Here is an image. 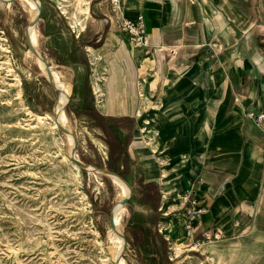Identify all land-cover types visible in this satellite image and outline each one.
<instances>
[{"label":"crops","instance_id":"crops-1","mask_svg":"<svg viewBox=\"0 0 264 264\" xmlns=\"http://www.w3.org/2000/svg\"><path fill=\"white\" fill-rule=\"evenodd\" d=\"M88 14L107 55L91 107L159 194L146 207L152 243L161 237L172 261L187 253L192 263L264 264V120L247 117L264 113V44L252 57L246 41L264 35V0H90ZM139 15L149 44L133 48L121 22ZM173 57L179 71L171 74ZM141 111L152 121L146 132ZM185 194L206 210L193 222L195 240L206 229L219 240L184 238Z\"/></svg>","mask_w":264,"mask_h":264},{"label":"rangeland","instance_id":"rangeland-1","mask_svg":"<svg viewBox=\"0 0 264 264\" xmlns=\"http://www.w3.org/2000/svg\"><path fill=\"white\" fill-rule=\"evenodd\" d=\"M36 3L42 12L31 26L38 8L35 15L30 0L0 2V264H195L187 253L170 260L161 237L153 245L146 226L155 218L146 207L154 206L159 194L152 184L143 185L142 172L129 155L121 156L114 128L109 135L99 129L103 123L91 107L92 84L97 80L104 87L107 66L95 21L89 14L79 16L81 26L73 27L77 0ZM29 28L36 52L62 84V93L49 84L40 59L28 49L24 32ZM250 37L247 50L253 57V47L264 44V35ZM249 70L254 71L249 66L244 72ZM63 95L65 102L57 106L55 100ZM56 106L77 139L76 158L115 176L78 172L70 163L73 147L54 121ZM149 115L141 111L143 132L152 124ZM158 142L159 135L153 148L160 154ZM117 176L127 182V196ZM124 198L129 201L121 204L122 210L116 207V228L127 238L125 252L124 243L118 250L122 241L109 226L110 212ZM153 249L159 252L154 257Z\"/></svg>","mask_w":264,"mask_h":264},{"label":"built area","instance_id":"built-area-1","mask_svg":"<svg viewBox=\"0 0 264 264\" xmlns=\"http://www.w3.org/2000/svg\"><path fill=\"white\" fill-rule=\"evenodd\" d=\"M112 5H119L120 0H110ZM121 28L123 32L127 35V41L133 48H143L148 46L149 41L147 39L144 18L139 15L135 21L122 20ZM247 117L259 123L264 120V113L248 112ZM188 207L186 209V218L182 223V232L185 239H194V227L193 222L203 213L206 212L205 208H196L197 202L191 199L190 194H185L183 197ZM221 234L217 230L206 229L200 233V237L195 241H214L219 240Z\"/></svg>","mask_w":264,"mask_h":264},{"label":"water","instance_id":"water-1","mask_svg":"<svg viewBox=\"0 0 264 264\" xmlns=\"http://www.w3.org/2000/svg\"><path fill=\"white\" fill-rule=\"evenodd\" d=\"M14 0H0V2L2 3H12ZM34 1H37V0H34ZM37 8H38V13L36 15V17L34 18V20L32 21L31 23V26H34L37 24V22L39 21V18H40V15H41V12H42V8L39 4H37ZM24 35H25V42H26V45L28 47V49L30 51H32L39 59L40 61L43 63L44 65V68L46 70V75H47V80L49 82V84L58 92V93H62V90L58 87H56L55 85V82H54V78H53V74H52V70L50 68V66L48 65V63L36 52V49L35 47L32 45L31 43V40H30V36H29V31L28 29L25 30L24 32ZM55 104L58 106V105H61L60 102H59V99H56L55 100ZM60 112L61 111H55L53 113V117H54V121L56 122V125L57 127L63 131L64 133L68 134V135H71L72 138H73V148L71 150V153H70V160L75 162L80 169H84V170H88L89 169V165H87L86 163L82 162L81 160H79L78 158H76V148H77V145H78V142H77V139L75 136H73V134L65 128V126H63L62 124H60L59 120H58V117L60 115ZM91 171H101L105 174H110V175H113L115 176L114 173L112 172H109L108 170L106 169H102V168H93ZM126 186H127V182L121 177V176H117ZM129 201V198H124L120 204H126L127 202ZM109 226L110 228L120 237L122 238V240L124 241V246H123V252L126 251L127 249V246H128V241H127V238L125 237V235L121 234L117 228H116V224L114 222V211H111L110 214H109Z\"/></svg>","mask_w":264,"mask_h":264},{"label":"bare ground","instance_id":"bare-ground-1","mask_svg":"<svg viewBox=\"0 0 264 264\" xmlns=\"http://www.w3.org/2000/svg\"><path fill=\"white\" fill-rule=\"evenodd\" d=\"M77 2H78V7H77V10H75L76 12H74V16L72 18L73 19L72 20L73 27L81 26V22H80L81 20H80L79 16L83 17V19H84L86 17V15L88 14V10H89V8H88L89 7V0H77ZM30 3L32 4L33 13L36 15V13H37V3H36V1L30 0ZM31 29L32 28H29V36H30V40H31L32 45L35 47L36 46V41L34 40V38L31 35V31H30ZM88 49L93 51V49H91L90 47H88ZM177 60H178V58H176V57L172 58L171 62L169 63V73L173 74V73H177L179 71V69L177 68ZM40 64H41V66L43 67V69H44V71L46 73L44 65H43V63L41 61H40ZM55 85H56V87H59L62 84L59 83V82H55ZM99 88H100L99 82L97 80L93 81V89L96 92V94H98L97 92L99 91ZM65 99H66V95H63V96L59 97L60 104H63L65 102ZM57 110H58V108L56 106V111ZM58 120H59L60 124H62L63 126H66V119L61 117V112H60V115L58 117ZM68 138H69L70 145L73 147L74 142H73L72 136L68 135ZM69 161L77 169V171L79 172L80 171L79 166L75 162H73L71 160H69ZM89 170L91 171L92 167H89ZM122 194H123V196H127V194H128V187L126 185H124L123 183H122ZM116 207H119L122 210V205L120 203H117L115 205V208H114V222H115L116 226H118L119 222H118ZM120 240L122 242L120 243V247L118 248V250H120L122 248V245L124 243V241L121 238H120ZM175 251H176L175 255L178 254L179 251H180L179 247L175 246ZM115 264H121V263H118V262L115 261ZM199 264H202V262H200Z\"/></svg>","mask_w":264,"mask_h":264},{"label":"trees","instance_id":"trees-1","mask_svg":"<svg viewBox=\"0 0 264 264\" xmlns=\"http://www.w3.org/2000/svg\"><path fill=\"white\" fill-rule=\"evenodd\" d=\"M102 128H103V130H104V132L106 133V134H108L109 135V131H108V128L107 127H105V126H103L102 125ZM161 240L163 241V239L161 238ZM164 243V247H165V242H163Z\"/></svg>","mask_w":264,"mask_h":264}]
</instances>
